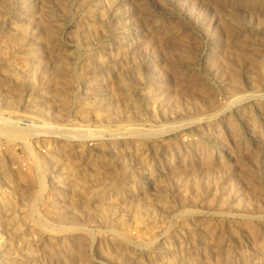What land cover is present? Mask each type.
Listing matches in <instances>:
<instances>
[{
    "label": "rangeland",
    "instance_id": "1",
    "mask_svg": "<svg viewBox=\"0 0 264 264\" xmlns=\"http://www.w3.org/2000/svg\"><path fill=\"white\" fill-rule=\"evenodd\" d=\"M0 264H264V0H0Z\"/></svg>",
    "mask_w": 264,
    "mask_h": 264
},
{
    "label": "bare ground",
    "instance_id": "2",
    "mask_svg": "<svg viewBox=\"0 0 264 264\" xmlns=\"http://www.w3.org/2000/svg\"><path fill=\"white\" fill-rule=\"evenodd\" d=\"M164 133V132H163Z\"/></svg>",
    "mask_w": 264,
    "mask_h": 264
}]
</instances>
